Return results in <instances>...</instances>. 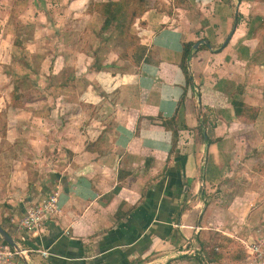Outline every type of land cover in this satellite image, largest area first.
<instances>
[{"label": "rangeland", "instance_id": "obj_1", "mask_svg": "<svg viewBox=\"0 0 264 264\" xmlns=\"http://www.w3.org/2000/svg\"><path fill=\"white\" fill-rule=\"evenodd\" d=\"M117 1L119 7L114 5L105 10V4ZM214 1L223 7L226 3L228 5L219 10L220 7H214L211 0H0V136L11 138L10 144L20 149L5 155L0 164V194L15 197L16 190L27 185L31 188V179H35L37 172L47 175V169H56L65 176L73 160L71 149H79L83 142L94 148L102 137L109 140L103 134L105 130L111 131L110 138L115 139L116 133L112 130L126 127L122 111H128L130 115L142 110L148 112L147 108H151L155 101L151 96L159 81L158 62L169 60L176 63L179 60L176 51L187 42H200L198 48L208 39L213 45L192 52V56L200 52L210 65L202 76L196 74L197 83L192 85L194 98L201 97L199 88L208 79H214L213 82H217L215 88L232 90L243 94L247 101L252 99L259 103L256 94L260 84L264 87V73L260 74V68L264 67V0ZM227 7L233 12L231 19L226 13ZM95 9L101 15H95ZM89 15H92L90 19L86 17ZM235 15L239 16L236 26ZM229 19H234L232 26ZM238 27L242 29L243 45L233 43L227 46L231 29ZM87 45H91L95 53V62L89 70H84L83 63L89 60ZM64 55L79 62L63 64ZM56 57L63 59L58 58L56 63ZM100 70L103 72V91L91 87L100 78L92 71ZM105 72L116 73L120 85L112 88ZM23 82L28 85L25 90L21 88ZM240 85L244 86V91ZM26 98L31 102L25 108L33 115L20 114ZM201 102H198V109L202 110ZM211 102H214L213 98L210 104H214ZM259 106L264 112V96L260 97ZM204 111L209 114L211 109H203L202 113ZM250 111L254 115L253 109ZM135 117L131 119V125L136 120V129L148 122L163 124L160 119L148 121L143 116ZM185 127L186 124L178 121L173 125L176 131ZM257 128L259 132L260 128ZM17 129L18 135L12 136L11 131ZM32 136L33 143H39V147L28 141ZM128 138L132 142V137ZM260 140L264 141V136ZM131 144L137 147L139 143L133 140ZM51 149L57 156L49 155ZM174 150L172 147L169 151L171 161L177 160ZM255 154L240 156L236 153L232 175L218 181L207 177L204 189L201 186V191L195 195L200 202L199 208L207 211L209 201L219 210L215 217L211 216L212 221L206 215L207 220L200 225L202 240L199 247L193 248L197 238L194 243L189 235L186 236L187 245L182 251L191 254V258H186L183 263L180 251L176 249L171 250L174 256L171 253L159 255L157 239L151 255L157 259L150 264H162L165 259H171L169 264H264L250 256L245 247V241L257 239V229L264 222V158L255 159ZM18 156L23 162L16 166L13 158ZM51 163L55 167L50 168ZM240 172L247 174L239 176ZM258 172L262 174L260 179L250 175ZM48 192L51 194V189L45 185L43 193ZM226 202L233 203V209L236 207L242 211L225 222L223 207ZM250 202L251 205L254 203L252 210L248 217H242L245 205ZM189 206L187 204L186 208ZM12 218L11 214L4 217L13 222ZM253 218L254 222L250 220ZM216 225L221 229H212ZM235 225L234 231L225 230ZM245 227L250 230L243 236ZM11 230L15 232L14 228ZM19 231L24 239L25 231ZM25 237L23 249L28 246H25L29 244L27 242L35 241L37 235L26 233ZM17 239L21 242L19 237ZM42 240L46 248L54 251L51 241ZM171 240L177 248L180 240L174 237ZM34 253L32 251L30 256ZM194 253L197 255H192Z\"/></svg>", "mask_w": 264, "mask_h": 264}, {"label": "crops", "instance_id": "obj_2", "mask_svg": "<svg viewBox=\"0 0 264 264\" xmlns=\"http://www.w3.org/2000/svg\"><path fill=\"white\" fill-rule=\"evenodd\" d=\"M211 3L214 7L219 6V10L228 5L226 3L223 7L214 0H211ZM228 7L226 13L230 14L231 19L233 12ZM98 11L95 9L93 13L101 15ZM86 17L90 19L92 15ZM230 19L229 25L232 26L234 19L233 21ZM239 28L231 29L226 39L227 46L233 43L243 45L242 29ZM204 41L208 42V39ZM210 45L213 47L212 43ZM202 48H205L202 44L198 48L194 47L198 51ZM226 48L225 46L224 49ZM87 49L89 52L86 57L89 60L83 63L84 70H89V66L95 62V53L92 52L91 45H87ZM1 51L2 49L0 53ZM64 56V59L63 56L56 57V63L59 62L58 58L63 59V64L79 62L72 61L75 59L71 56ZM176 56L179 57L176 63L164 60L156 65L159 81L151 96L155 101L150 102L152 106L147 108L148 112L142 110L140 113L131 115L128 111L121 112L126 127H116L112 130L116 133L115 139L110 138L111 131L105 130L102 133L109 140L102 137L96 144H91L92 146L95 144L94 148L87 147L83 142L79 145V149H71L74 153L73 160L68 165L69 172L65 176L57 173L56 169H47V175L37 172L35 179H31V188L27 185L16 190L15 197H9L8 193L0 194V225L13 238L16 236L15 242L22 247L25 241L22 239L18 224L26 209L47 194L43 193L45 185L51 189V194L58 193L59 208L52 219L53 223L48 222L43 226L42 232L37 234L35 241L32 239L34 243H24L25 246L28 245L26 249L35 250L33 257L30 256V251L28 259L16 257L15 264H44L45 262L46 264H150L156 258H152L151 255L157 239L159 255H168L172 249H176L180 251L183 263L186 258H191L189 257L191 254L182 251L187 245L186 236L189 235L194 243L197 238V244L193 248L199 247L202 240L199 234L202 229L200 225L207 220L206 215L212 221L211 216L215 217V212L219 210L209 201L206 205L207 211L199 208L200 202L195 195L199 194L201 186L204 189L207 177L218 181L224 176L232 175L231 172L235 170L233 163L236 153L240 156L244 153L247 156L249 153H256L255 159L259 156L264 158V141L260 140L264 136V112L259 106L260 97L264 96V87L260 84V90L256 94L259 103H256L252 99H250L252 102L247 101L243 94L232 90L217 89L215 88L217 82L214 83V79H208L205 85L199 88L201 97L194 98L193 86L198 78L196 74L202 76L210 65L204 61L200 52L192 56L190 70L194 78L193 85L187 81L181 67L183 45L176 51ZM260 70L262 75L264 67L262 66ZM92 72L100 78L91 87L103 91L102 70ZM105 76L112 88L120 85V79L115 77L116 73L105 72ZM21 88L23 90L28 88L26 82H23ZM242 90L244 91V86ZM95 93L97 96L100 95L97 90ZM112 93L117 94L114 90ZM212 98L214 102L211 103L214 104H210ZM28 99H25L26 102L20 111L22 115L23 113L33 115L25 108L31 102ZM199 100L202 101V110L198 109ZM248 104L253 106L250 107ZM208 108L211 109L209 114H205V111L202 113L203 109ZM237 108L240 109L238 112ZM251 109L255 112L253 116L250 114ZM134 116L136 119L143 116V119L147 118L148 121L154 118L164 120L174 116L176 123L178 121L182 125L186 124L187 127L178 128L177 135L174 137V131L168 127L165 128L163 124L155 125L148 122L136 129V120L131 125V119ZM201 118L206 119V140L210 141L208 145L197 138V127ZM256 125L260 128L259 132ZM18 133L19 129L11 131L12 136ZM128 137H132V142L134 140L139 143L137 147L131 144ZM33 140L34 136L28 139L36 148L39 147L40 144L33 143ZM10 141L11 138L0 136V164L5 155L20 151L17 146H12ZM173 141L177 143V152L185 155V162L180 157H177L175 161L169 160ZM132 147H134L133 150ZM49 155L57 156V153L52 150L49 151ZM13 161L16 162V166H19L23 159L18 156L14 157ZM53 166L55 167V164L51 163L50 168ZM241 174L245 175L247 172H240L239 176ZM250 175L259 179L262 176L259 172ZM26 194L30 195L26 196ZM51 194L48 192L47 195ZM229 198L231 200V197ZM236 199L238 200L237 197ZM19 200L20 203L17 204ZM251 203H245L247 205L244 207L245 213H242V217H248V212L254 206V203L252 205ZM187 204L190 205L188 208H186ZM229 204L226 202V206L223 207V214L226 215L225 222L242 211L236 207L233 209V203ZM210 208L211 211L208 212ZM179 213L182 215L179 216ZM7 214H11L13 222L4 219ZM152 217L153 220L150 221ZM254 219L250 220L254 222ZM178 226L187 230L179 229ZM236 227L237 225L231 226L225 230L234 231L232 229ZM12 228L15 229L14 233ZM189 228L191 230H188ZM212 229L220 230L221 228L216 225V228ZM249 230L245 227L242 230L245 233L243 236H246ZM152 231L155 233L153 236L150 235ZM173 237L180 240L177 248L171 243ZM44 238L47 242L51 241V247L54 248L52 253L56 256L43 258L38 254L40 253L38 250L46 248L42 240ZM0 244L10 245L1 235ZM190 245L192 246L193 243ZM170 260L165 259L164 263H172Z\"/></svg>", "mask_w": 264, "mask_h": 264}, {"label": "built area", "instance_id": "obj_3", "mask_svg": "<svg viewBox=\"0 0 264 264\" xmlns=\"http://www.w3.org/2000/svg\"><path fill=\"white\" fill-rule=\"evenodd\" d=\"M58 193L41 197L37 202L30 205L23 217L20 219L18 229L24 230L26 233H34L39 235L43 226L52 221L59 208ZM258 237L255 241H245L246 252L250 256H254L257 261L264 263V222L257 229ZM35 250L23 249L12 245L0 244V264H15L16 257H25L28 259V253ZM43 258L56 256L48 248L38 250Z\"/></svg>", "mask_w": 264, "mask_h": 264}, {"label": "trees", "instance_id": "obj_4", "mask_svg": "<svg viewBox=\"0 0 264 264\" xmlns=\"http://www.w3.org/2000/svg\"><path fill=\"white\" fill-rule=\"evenodd\" d=\"M114 5L116 6H120L119 2H109L107 4L104 5V8L105 10L108 9V8H112ZM236 16V19H235V22H234V25L236 26L239 22V16L235 15ZM117 18V17H116ZM115 18V20H116ZM196 44V42H187L186 44L183 45V57H182V62H181V67L187 77V81L192 83L194 85V78H193V74L191 73V70H190V60L192 58V52H194V45ZM203 47L205 48H209L211 46H208L206 45L205 42H203ZM223 45H220V47H222ZM240 109L237 108L236 111L238 112ZM176 123V118L173 116L171 117L169 120L167 119H164L163 120V125H166L168 126L170 129H172L174 131V137H176L177 135V131L173 129V125ZM206 119L204 118H201L199 119V125L197 127V138L201 141V142H205L207 143V145L210 143V141L206 140V134H205V130H206ZM207 141V142H206ZM173 148H175L174 152L176 153L177 157H180L183 159V162L186 161V157L185 155H180L179 153H177V143L173 141ZM182 213H179V216H181ZM150 221L153 220V217L149 219ZM155 233L154 231H152V234H150L151 236H153ZM153 238V237H152ZM130 241V238L128 239ZM54 252V251H52ZM74 257H76L74 255Z\"/></svg>", "mask_w": 264, "mask_h": 264}, {"label": "water", "instance_id": "obj_5", "mask_svg": "<svg viewBox=\"0 0 264 264\" xmlns=\"http://www.w3.org/2000/svg\"><path fill=\"white\" fill-rule=\"evenodd\" d=\"M200 42L195 44V47L197 48L198 44ZM205 43H207L208 46H210V44L206 41ZM0 235L12 246L20 248L17 243L15 242L14 238L12 237V235L6 230L4 229L1 225H0Z\"/></svg>", "mask_w": 264, "mask_h": 264}]
</instances>
